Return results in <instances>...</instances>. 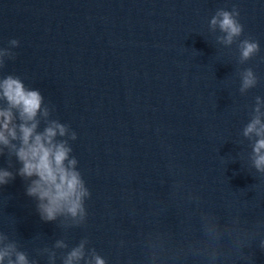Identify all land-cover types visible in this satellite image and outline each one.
I'll return each instance as SVG.
<instances>
[{
    "label": "clouds",
    "instance_id": "obj_1",
    "mask_svg": "<svg viewBox=\"0 0 264 264\" xmlns=\"http://www.w3.org/2000/svg\"><path fill=\"white\" fill-rule=\"evenodd\" d=\"M239 9L231 11L217 9L209 21V29L220 35L217 43L230 47L237 45L240 64L256 56L259 42L252 38L240 40L244 26L240 23ZM9 46L0 47V69L6 60L15 59L12 49L19 46L17 39H11ZM239 92L245 94L258 84V77L251 67L238 71ZM53 109L45 104V98L38 89L29 88L15 75L0 76V157H8V168L0 167V186L7 185L19 175L26 183L25 194L36 201V210L44 222L63 218L70 221L66 226H79L86 221L85 201L91 195L81 172L78 160L72 155L69 141L77 134L67 124L51 118ZM43 125V127H41ZM243 137L250 140L249 159L256 172L264 174V97L256 96L251 118L242 130ZM13 157L20 167L15 172ZM89 243L85 237L72 247L62 258V264H107L95 249L86 253ZM55 248H68L64 240H57ZM264 249V241L260 242ZM48 252L49 264H55L56 253ZM215 258V257H213ZM37 264L29 260L18 243L0 232V264Z\"/></svg>",
    "mask_w": 264,
    "mask_h": 264
}]
</instances>
